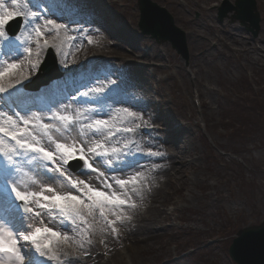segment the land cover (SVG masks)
Returning a JSON list of instances; mask_svg holds the SVG:
<instances>
[{"label":"rangeland","instance_id":"obj_1","mask_svg":"<svg viewBox=\"0 0 264 264\" xmlns=\"http://www.w3.org/2000/svg\"><path fill=\"white\" fill-rule=\"evenodd\" d=\"M137 1L114 0L115 5L106 6L107 0H97V11L108 13L114 19V26L107 24V28L114 30L116 26L126 31L122 34H129L133 39L128 48L137 49L138 55L146 56H125L119 60L107 55L103 58L107 63L97 69L99 74L105 75L96 87L107 89L112 81L124 86L131 78L142 76L154 103L172 117H191V121L185 123H197L199 135L204 140L199 139L197 129L191 127L196 140L195 150L201 158L195 160L193 157L187 167L186 191H178L184 186L182 182L169 190V193L174 192V202L165 210L171 219L161 226H173V230L160 231L156 240L140 249L119 245L116 258L110 264H168L170 258L178 259L176 264H235L229 257V248L238 232L259 226L264 221V119L261 116L264 108L260 109L262 105L253 108V103L249 102L255 99L259 104L264 103V58L259 54L258 61L253 63L250 56L239 58L215 45L220 36L247 40L249 47L258 38L264 39V1L255 0L260 23L258 34L253 36L239 22L232 21L235 11L228 13L222 22L218 20L217 8L224 0H213L207 6L203 4L204 0H179L180 8L165 0H151L164 8L176 27L185 33L187 60L181 58L169 43H159L141 34ZM195 1L199 3L196 5ZM227 1L235 6L234 0ZM197 36L212 43L203 58L195 53L198 51L195 44L203 43ZM48 50L53 54L58 77L37 91L23 89V93H29L23 99L25 107L42 103L38 94L53 82H60L63 76L53 50L49 48L43 55ZM210 54L213 59L206 67L202 63ZM43 58L40 54V63ZM192 71L198 76L201 93L209 105L207 114H213L209 123L211 128L202 121L197 94L183 76ZM36 72L31 73L27 86ZM87 106L92 108L90 111L98 108L94 104L85 105L82 112ZM69 246L78 252L75 245ZM89 253L86 249L83 254Z\"/></svg>","mask_w":264,"mask_h":264},{"label":"snow or ice","instance_id":"obj_2","mask_svg":"<svg viewBox=\"0 0 264 264\" xmlns=\"http://www.w3.org/2000/svg\"><path fill=\"white\" fill-rule=\"evenodd\" d=\"M10 3L11 8L5 0H0V264H46L47 260L58 259L56 248L75 240L71 235L74 230H95L98 225L101 231L110 227L116 233L115 224L126 218L122 210L135 207L132 196L139 195L141 174L124 175L126 170L139 167V162L131 157L135 141L120 147L117 134L135 133L139 125L115 127L106 119L96 118L103 112L99 106L108 100L125 103L112 96L120 83L112 81L107 89L93 87L98 78L77 83L62 99L45 107L34 106L36 112L25 107L22 90L31 78L25 70L40 71L41 51L54 46L61 31L75 21L65 22L57 15L58 0H10ZM18 18L20 27L13 29L12 22ZM47 33L54 34L52 44L46 38ZM88 42L92 43L90 36ZM65 67L68 70L64 76L74 73L73 68ZM66 102L80 106L94 104L98 108L85 109L73 117L61 113L60 106ZM67 111L66 106L64 113ZM122 111L133 123L142 118L127 107ZM45 112L46 117L42 115ZM74 128L79 129L81 136L90 133L93 143L89 144L87 139L78 143L73 139L68 144L53 135L67 137ZM97 136H102L103 142L95 140ZM70 172L80 176L96 173L100 188L74 179ZM106 172L120 173V176L109 179ZM37 179L66 181L71 191L57 192L50 184H45L39 192L31 191L30 185ZM33 205L44 209L53 219L58 216L64 231H55L46 224L32 227L28 221L41 215ZM110 216L115 220L109 219ZM40 223H44L42 219Z\"/></svg>","mask_w":264,"mask_h":264},{"label":"bare ground","instance_id":"obj_3","mask_svg":"<svg viewBox=\"0 0 264 264\" xmlns=\"http://www.w3.org/2000/svg\"><path fill=\"white\" fill-rule=\"evenodd\" d=\"M211 1L213 0H204L203 4L207 6ZM165 2L175 4L179 8L182 7L179 0H165ZM5 3L9 8L13 7L10 0H5ZM58 3L59 9L57 15L62 16L65 22H75L70 23V27L67 30L61 31L59 39L55 40L54 46L45 48L40 54L43 58L44 51L50 48L53 50L56 60L64 73L68 70L65 65L73 68L75 71L69 74V76L63 75L60 82H53L44 88L43 93L38 94L43 102H40L38 105L35 103L31 107L33 112L37 111V107L34 106L42 108L53 101L62 99L67 91L79 82H86L92 78H98L96 83L93 84V87L100 84V80L105 74H99L97 69L100 66L102 67L103 63H107L103 59L107 55H113L116 57L114 59L119 60H122V57L125 56H146L145 54L142 55L143 53H139L138 55L137 49L128 48V44L133 39L129 34H122V32L126 31L119 30L116 26L114 30L107 28V24L114 26V19L108 13L103 14L97 11V0H58ZM198 3L195 1L196 5ZM108 5H115L114 0H107L106 6ZM101 10L105 11L106 9ZM89 36L92 39V43L88 42ZM197 37L203 43L195 44L198 50L195 53L198 54L199 58H203L204 53H207L212 43L206 41L201 36ZM46 38L52 44L54 34L47 33ZM227 38L220 36L217 39L215 47H220L225 52H231V55L239 58L241 56H250L253 63L258 61L259 54L264 58L263 37L258 38L250 47L247 46V40L240 41L235 37ZM260 44L262 46H259ZM33 50L35 51L34 46ZM254 56H256V59ZM212 57L213 54L208 55L202 65L208 67L209 60L213 59ZM33 59L35 58L33 57ZM25 63H27V58H25ZM32 72L33 70L30 68L25 70L26 75L31 76ZM189 75H194L195 77ZM189 75H183L184 79H187L188 83L190 82L192 84L191 87L195 90L200 102L202 121L205 126L211 128L212 126L209 123L213 114L212 112L207 114L209 105L204 100L203 93H201L198 76L193 71ZM7 81L8 78L6 76L4 82L7 83ZM65 81H67L66 84ZM126 82L124 86H120L116 92L112 93L114 99L124 101L125 103H113V100H108L100 107L108 115L105 116L101 112L100 116L96 118L106 119L115 127L136 128L139 125L135 133H130L128 137L119 133L117 134V138L120 139V147H122L125 137H127L126 142L135 141V145L132 147L131 157L134 161L139 162V167L130 171L126 170L124 173L127 176H131L134 172L141 174L139 195L133 194L132 196L135 207H127L122 210V214L126 218L122 223L117 222L115 224L117 229L116 233H113L111 228L107 226H105L107 227L106 231H101L98 225L95 230H91L90 228L74 230L71 235L75 237V240L69 244H61L56 248L55 252L58 259L47 260L46 264H110L116 258L117 247L119 245L126 246V248H132L134 246L140 249L141 246L147 247L151 241L156 240L160 231H164L165 233L166 231L173 230V226L170 228L161 226L162 223L171 219V215L167 214L165 210L167 205L174 202V192L169 193V190L171 187L176 186V183L182 182L184 186L180 187L178 191L180 193L184 189L186 191L185 181L187 182L189 180L187 167L191 165L193 157H196L195 160L201 158V155L196 153V140L194 132L191 129V127L197 129L198 125L197 123L192 124L191 122L185 123L186 121H191V117L188 118V115H175L172 117L168 115V112L163 111L161 106H157L151 94L148 92L147 84L142 76H135L127 84ZM83 90L81 89V91ZM47 93L49 94L45 96ZM23 95L25 98L29 96V93H23ZM66 106L68 111L64 113ZM84 106L77 105L75 102H66V104L60 106V110L62 114L76 117L77 113L82 112ZM126 107L136 112L137 117L142 118L135 119L134 123L131 122V118L127 117L122 111ZM89 109L92 108L87 106V110ZM42 115L46 117L48 113L45 112ZM197 132L198 138L204 140L199 135V129H197ZM53 135L56 140L68 144H71L73 139L78 143L84 139H87L89 144L93 143L90 133L81 136L78 128H74L67 134V137L59 133H53ZM103 139L102 136L95 138V140L100 142H103ZM44 142L47 144V137L44 138ZM52 147L54 148V145ZM188 160L190 161L188 162ZM97 167H100V165H97ZM100 170L104 171L103 168H100ZM72 176L76 180H84L90 185L100 188V181L97 180L96 173L83 176L73 174ZM106 176L111 179L114 176H120V173L106 172ZM45 184H50L57 192L63 193L71 191L66 182H51L41 179H37L35 184L30 185V190L39 192ZM46 194L51 195V193ZM33 207L41 215L40 217H33V219L28 221L32 227H43L46 224L55 231H64V227L58 216L53 219L44 209L38 208L35 205ZM41 219L44 222L43 224L40 223ZM87 219L89 225H91L93 223L92 218L89 217ZM109 219L115 220V217L110 216ZM81 244L83 245L82 247L80 246ZM69 245H75L78 252H75ZM86 249L90 251L88 255L83 254ZM33 255L35 254L33 253ZM169 262L168 264H176L179 260L170 258Z\"/></svg>","mask_w":264,"mask_h":264},{"label":"water","instance_id":"obj_4","mask_svg":"<svg viewBox=\"0 0 264 264\" xmlns=\"http://www.w3.org/2000/svg\"><path fill=\"white\" fill-rule=\"evenodd\" d=\"M140 10L139 29L143 35L151 36L157 42L170 43L172 48L183 59L187 60V48L184 34L174 25L173 18L151 0H138ZM233 22H239L253 36L259 31L260 18L256 11L255 0H235V6L225 2L219 9L218 19L223 21L231 11ZM249 23V24H247ZM51 57L48 55L30 88L37 89L57 76L48 72L51 67ZM41 72H44L41 75ZM230 258L236 264H264V221L259 226H253L238 232L229 248Z\"/></svg>","mask_w":264,"mask_h":264},{"label":"trees","instance_id":"obj_5","mask_svg":"<svg viewBox=\"0 0 264 264\" xmlns=\"http://www.w3.org/2000/svg\"><path fill=\"white\" fill-rule=\"evenodd\" d=\"M246 99H247V98H246ZM248 100H250V99L248 98ZM249 102H250V104L253 103V104H251V105L253 106V108H255L256 105H258V106H261V105H262V106L260 107V109L264 108V107H263V106H264V103H263V102H261V103L259 104V102H257L255 99H252V100H250ZM262 112H264V110H263ZM260 113H261V112H260ZM261 116H262V118L264 119V115H261ZM262 118H261V119H262Z\"/></svg>","mask_w":264,"mask_h":264}]
</instances>
